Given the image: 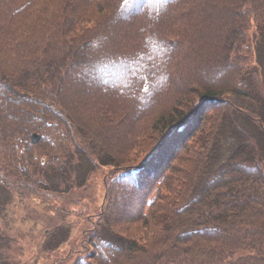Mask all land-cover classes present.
I'll return each mask as SVG.
<instances>
[{
	"label": "trees",
	"instance_id": "obj_1",
	"mask_svg": "<svg viewBox=\"0 0 264 264\" xmlns=\"http://www.w3.org/2000/svg\"><path fill=\"white\" fill-rule=\"evenodd\" d=\"M262 55L264 0H0V185L106 171L67 264H264Z\"/></svg>",
	"mask_w": 264,
	"mask_h": 264
},
{
	"label": "rangeland",
	"instance_id": "obj_2",
	"mask_svg": "<svg viewBox=\"0 0 264 264\" xmlns=\"http://www.w3.org/2000/svg\"><path fill=\"white\" fill-rule=\"evenodd\" d=\"M120 31L125 32L126 36L118 43L119 48L134 46L129 41L133 32L123 28ZM259 60L257 68L264 75V56H260ZM251 127L254 128L252 124ZM223 139L222 154L226 157L235 142L233 136ZM175 142L180 146L184 141L181 137ZM144 144L142 149L145 150L140 156L149 149V143ZM63 157L60 155L57 165L62 163ZM165 157L167 159L162 161L161 166L166 165L167 172L169 160L167 155ZM71 166L69 159L64 171L60 172L57 166L48 167L46 173L51 180L46 187L56 189L51 196H37V193L28 188L8 189L4 185L0 186V264H67V255L72 248L82 252L81 254L84 253V227L88 225L89 217L94 211H90L86 216L84 211H87V208L83 207V204L89 199L93 210L98 211L103 207L106 202V192L104 195L103 190L107 174L106 171L98 170L86 181L84 187H77L73 181ZM75 166L81 172V178L82 172L88 169L86 159L82 158L73 167ZM32 178H37V175ZM40 187L44 189L45 185ZM166 191V187L161 190L163 193ZM78 244L80 248H74ZM65 252L66 259L55 260V257L64 258Z\"/></svg>",
	"mask_w": 264,
	"mask_h": 264
},
{
	"label": "water",
	"instance_id": "obj_3",
	"mask_svg": "<svg viewBox=\"0 0 264 264\" xmlns=\"http://www.w3.org/2000/svg\"><path fill=\"white\" fill-rule=\"evenodd\" d=\"M39 138H40V135L39 134L33 133V135H32L33 142H37L39 140ZM44 159H43V161H44Z\"/></svg>",
	"mask_w": 264,
	"mask_h": 264
}]
</instances>
